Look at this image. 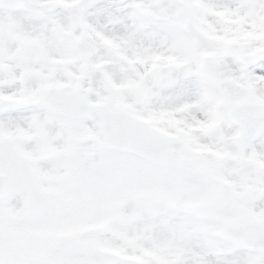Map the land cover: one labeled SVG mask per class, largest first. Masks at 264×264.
<instances>
[{
	"label": "clouds",
	"instance_id": "1",
	"mask_svg": "<svg viewBox=\"0 0 264 264\" xmlns=\"http://www.w3.org/2000/svg\"><path fill=\"white\" fill-rule=\"evenodd\" d=\"M0 264H264V0H0Z\"/></svg>",
	"mask_w": 264,
	"mask_h": 264
}]
</instances>
